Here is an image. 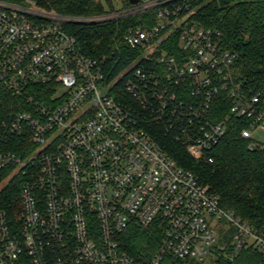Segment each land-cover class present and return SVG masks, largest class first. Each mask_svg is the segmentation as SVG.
Here are the masks:
<instances>
[{"label": "built area", "instance_id": "built-area-1", "mask_svg": "<svg viewBox=\"0 0 264 264\" xmlns=\"http://www.w3.org/2000/svg\"><path fill=\"white\" fill-rule=\"evenodd\" d=\"M130 1L69 18L37 0H0V85L27 94L20 112L0 118V194L19 193L0 208V264H160L166 253L203 263L222 235L264 257V235L149 133L161 126L193 159L212 163L228 118H213L220 95L231 101L229 116L248 120V140L264 131V99L235 82V55L217 30L196 25L193 0ZM148 12L149 27L121 37L140 51L137 62L112 79L105 58L86 57L64 28ZM134 223L162 232L149 262L119 242Z\"/></svg>", "mask_w": 264, "mask_h": 264}, {"label": "trees", "instance_id": "trees-1", "mask_svg": "<svg viewBox=\"0 0 264 264\" xmlns=\"http://www.w3.org/2000/svg\"><path fill=\"white\" fill-rule=\"evenodd\" d=\"M22 2L24 0H6ZM45 7L69 18H90L112 10L110 0H37ZM196 6L195 23L200 28H211L221 34L223 47L235 55L232 74L242 89L259 93L264 99V0H193ZM108 8H106V6ZM143 13L122 19L100 22H66L64 28L73 36L82 53L91 59L105 58L108 79L137 62L140 51L132 50L121 42L129 29L153 21ZM121 83L118 88H121ZM36 89L31 88V91ZM27 94H15L0 85V118L6 119L24 108ZM231 101L222 93L219 103L213 105V118L224 120L226 134L213 149V162L195 160L186 146L175 140L161 126L149 128L151 137L160 149L176 164L196 175L199 181L218 195L222 207L232 211L247 224L264 235V144L253 143L242 137L249 128L244 117L229 116ZM253 145L250 149L249 146ZM19 193L4 190L0 194V208L10 209ZM121 247L138 262H149L160 250L163 237L156 226L132 224L119 239ZM210 256L212 264H264L260 251L253 248L235 250L229 238L222 235ZM160 264H201L192 260H180L166 253Z\"/></svg>", "mask_w": 264, "mask_h": 264}, {"label": "rangeland", "instance_id": "rangeland-1", "mask_svg": "<svg viewBox=\"0 0 264 264\" xmlns=\"http://www.w3.org/2000/svg\"><path fill=\"white\" fill-rule=\"evenodd\" d=\"M106 8H108L107 5H105ZM252 138L254 141H258V142H264V131L261 129H257L251 132ZM213 262V258L211 256H208L205 258V260L203 261V263L201 264H212Z\"/></svg>", "mask_w": 264, "mask_h": 264}, {"label": "water", "instance_id": "water-1", "mask_svg": "<svg viewBox=\"0 0 264 264\" xmlns=\"http://www.w3.org/2000/svg\"><path fill=\"white\" fill-rule=\"evenodd\" d=\"M132 4H135L137 2V0H131L130 1Z\"/></svg>", "mask_w": 264, "mask_h": 264}]
</instances>
